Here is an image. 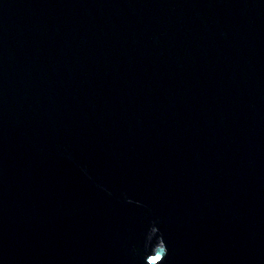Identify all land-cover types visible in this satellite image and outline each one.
<instances>
[{
  "label": "water",
  "instance_id": "1",
  "mask_svg": "<svg viewBox=\"0 0 264 264\" xmlns=\"http://www.w3.org/2000/svg\"><path fill=\"white\" fill-rule=\"evenodd\" d=\"M0 264H264V0H0Z\"/></svg>",
  "mask_w": 264,
  "mask_h": 264
}]
</instances>
